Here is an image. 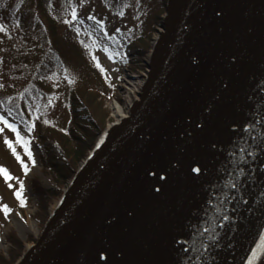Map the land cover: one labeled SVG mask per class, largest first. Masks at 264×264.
<instances>
[{
	"label": "water",
	"instance_id": "1",
	"mask_svg": "<svg viewBox=\"0 0 264 264\" xmlns=\"http://www.w3.org/2000/svg\"><path fill=\"white\" fill-rule=\"evenodd\" d=\"M166 12L139 100L99 139L17 264H245L255 248L264 0H169ZM193 240L209 245L199 261Z\"/></svg>",
	"mask_w": 264,
	"mask_h": 264
},
{
	"label": "rangeland",
	"instance_id": "2",
	"mask_svg": "<svg viewBox=\"0 0 264 264\" xmlns=\"http://www.w3.org/2000/svg\"><path fill=\"white\" fill-rule=\"evenodd\" d=\"M0 7L4 12L10 9L3 2H0ZM73 9L76 11L75 19L72 17ZM165 12L166 8H163L158 0H74L69 7L61 9L59 18L63 24H61L62 30H65L71 22H74L79 29H83L82 22L84 23L85 20L93 22L94 27L87 29L89 47L105 68L106 75L114 86L115 97L98 101L103 112L101 116L105 115L104 131L113 123L120 122V118L115 113V106L119 107L126 116L130 113L129 93L134 103L139 100V94L150 71L146 56L152 51L156 38L163 31L159 22L161 17L162 19L166 17ZM15 20L14 24L8 23V25L0 22V71L3 65L8 66L11 62L19 67L23 63L26 64L25 60L41 58L43 49L46 48L42 46L45 43L41 37L31 33L26 27L18 26L21 21L18 18ZM73 36L76 40L79 39L77 32H74ZM31 44L36 46L35 50L29 52L24 49ZM42 75L40 73V77ZM78 75V71L74 68L70 74L62 73L51 77L50 83L43 90L44 93L28 98L27 106L31 112L26 117L6 109L0 101V117L15 125L20 135L28 142V149L16 143V133L0 121V129H2L0 166L6 168L8 173L15 177L5 183L0 176V204L7 205L11 209L7 214L0 210V255L5 258H8L11 248L8 241L10 233L16 234L24 242L26 251V248L34 243L27 239L31 237L36 241L47 223H40L36 219L37 197L31 187V181L37 180L46 189H57L58 184L54 174L49 169L43 168L40 154L45 148L38 137L40 134L44 135L47 145L51 147L55 156L60 154L59 147L64 146V136H67L71 124L69 94L71 88L78 84ZM40 77L37 81L43 82ZM28 79L29 77L26 76L19 82V89L26 85ZM5 138L12 141L20 161L27 166L26 170L5 144ZM29 149L31 156L27 154ZM21 182L22 199H18L15 192L20 190ZM8 184L12 186L9 187ZM67 184L66 181L62 190H65ZM58 201L55 199L50 203L49 216ZM259 264H264V256Z\"/></svg>",
	"mask_w": 264,
	"mask_h": 264
},
{
	"label": "trees",
	"instance_id": "3",
	"mask_svg": "<svg viewBox=\"0 0 264 264\" xmlns=\"http://www.w3.org/2000/svg\"><path fill=\"white\" fill-rule=\"evenodd\" d=\"M158 1L166 8L168 0ZM0 2L10 7L6 12L0 7V22L5 25L14 24L18 18L21 21L18 26L26 27L31 33L41 37L45 43L42 46L46 47L42 48L41 58L25 60L26 64L23 63L19 67L12 62L8 66H2L0 101L6 109L26 116L30 112L27 106L28 98L42 94L51 77L62 73L70 74L74 68L79 74L78 84L71 88L69 94L71 124L67 136H64V146L59 147L60 154L55 156L44 135L40 134L38 137L45 148L40 154L43 168L54 174L58 184L57 189H46L37 180L31 181V187L37 197L36 219L45 224L49 219L50 203L62 197L63 184L74 178L78 163L88 156L98 137L104 132L105 115L101 116L103 112L98 101L115 97L114 86L107 77L105 68L89 47L87 29L94 27L93 22L86 20L82 22L83 29H79L74 22L66 26L65 30L61 29L60 11L69 7L74 0H0ZM162 21L161 17L160 25ZM74 32L79 34L78 40L74 38ZM24 49L31 52L36 46L31 44ZM40 73L43 74L41 77ZM26 76L29 77L28 82L19 89V82ZM38 77L43 82L37 81ZM27 240L36 242L31 237ZM8 241L11 244L8 258L0 255V264H16L25 252V244L16 234L10 233Z\"/></svg>",
	"mask_w": 264,
	"mask_h": 264
},
{
	"label": "snow or ice",
	"instance_id": "4",
	"mask_svg": "<svg viewBox=\"0 0 264 264\" xmlns=\"http://www.w3.org/2000/svg\"><path fill=\"white\" fill-rule=\"evenodd\" d=\"M72 17L73 19L76 18V11L75 9L72 10ZM90 19H94V17H89ZM0 121H3V123L10 129L12 130L14 133H16V136H17V141L16 143H19L22 145V147H24L25 149H28V142L25 140V138L23 136L20 135V133L17 131L16 129V126L13 125V124H10L6 119H4L3 117H0ZM0 131H2V129H0ZM5 144L8 145V147L12 150L13 154L16 155V158L18 161H20V157L19 155L16 153V150H15V147L13 146V143L12 141L8 140L7 138H5L4 140ZM240 152H244L245 149H240L239 150ZM27 154L29 156H31V152H30V149L28 150ZM248 155H252L251 152H248ZM21 163V166L25 168L26 170V165L24 164L23 161H20ZM193 171H196V172H199L200 169L199 168H194L192 169ZM239 171H243V169H239ZM0 176L3 177L5 183H7L9 180L11 179H15V177H12L6 168H4L3 166H0ZM231 184V187L235 188L236 187V184L235 183H232L230 182ZM9 187H11L12 185L11 184H8ZM23 188V184L21 182L20 184V190H17L15 192V195L17 196L18 199H22V195H21V190ZM0 210H3L5 212V214H7V212L11 211V209L8 208L7 205H3V204H0ZM224 220H227L228 217L227 216H224L223 217ZM204 232H209V229L205 228L203 230ZM214 231V230H213ZM209 239L210 240H213L215 241L216 240V236L213 234V235H210L209 236ZM209 247V245L207 243H205L203 240H201L199 242V246H197V242L195 240H193L192 242V251L193 253H201V255H197L196 256V260L199 261L201 259V256L203 255V251H205L207 248ZM264 248V244H261V245H257V248L253 249L252 250V254L251 256L249 257V260H248V264H252V261L256 260L259 253H260V250Z\"/></svg>",
	"mask_w": 264,
	"mask_h": 264
},
{
	"label": "bare ground",
	"instance_id": "5",
	"mask_svg": "<svg viewBox=\"0 0 264 264\" xmlns=\"http://www.w3.org/2000/svg\"><path fill=\"white\" fill-rule=\"evenodd\" d=\"M159 38H160V36L156 38V41H155L154 44H153L152 51L146 56V60H147L149 66H151V64H152V62H153L154 55H155V50H156V47H157V45H158ZM148 72H150V71H148ZM128 97H129V106H130V108H131V107L133 106V104H134V99H133L131 93H129ZM115 113H116L117 116L120 118V121L123 120V119L126 117V115H125V114H122V111H121V110L119 109V107H117V106H115ZM119 123H120V122H118V123H113L111 126L108 127V129L113 128L114 126L118 125ZM82 165H84V164H82ZM71 185H72V184H68L66 190L69 191ZM58 206H59V203L57 204L56 207H54V208L52 209V213H54V212L58 209ZM261 244H264V232H263L262 236L260 237V239L258 240V242L256 243L255 248H257V245H261ZM255 248H254V249H255ZM251 254H252V253H251ZM251 254H250V256H251ZM263 254H264V248H262V249L260 250V253H259L257 259L254 260V261H252V264H257L258 261L261 259V257H262ZM250 256H249V257H250ZM248 260H249V258L247 259V261H246L245 264H248Z\"/></svg>",
	"mask_w": 264,
	"mask_h": 264
}]
</instances>
